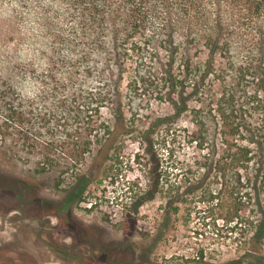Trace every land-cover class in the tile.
<instances>
[{
    "label": "rangeland",
    "instance_id": "374dc122",
    "mask_svg": "<svg viewBox=\"0 0 264 264\" xmlns=\"http://www.w3.org/2000/svg\"><path fill=\"white\" fill-rule=\"evenodd\" d=\"M76 18L63 0H0V248L17 250L0 264H62L41 261L32 232L37 224L63 229V264H261L256 256L239 258L248 249L239 241L241 226L231 231L221 217L231 203L206 200L209 188L220 184L205 179L192 136L193 107L203 103L198 96L181 117L153 130L162 166L184 186L195 185L188 192L191 204L173 214L164 235L166 199L143 194L149 155L142 137L157 117L173 112L164 74L172 55L163 39L171 34L184 47L183 27L193 23L200 42L193 52L202 69L210 44L220 43L208 97L222 94L238 67L251 60L264 64V8L197 0L182 15L161 6L134 40L109 33L92 38L105 47L91 45ZM171 21L181 26L175 33ZM156 33L158 43L151 36ZM88 47L91 53L81 60ZM176 61L175 68L182 56ZM256 88L248 82V89ZM104 90L114 93L113 100L96 98ZM121 103L130 126L119 123ZM106 124L130 131L117 132L113 147ZM102 145L108 155L99 151ZM41 235L37 239H60V232ZM18 257L23 262L13 263Z\"/></svg>",
    "mask_w": 264,
    "mask_h": 264
},
{
    "label": "trees",
    "instance_id": "16d2710c",
    "mask_svg": "<svg viewBox=\"0 0 264 264\" xmlns=\"http://www.w3.org/2000/svg\"><path fill=\"white\" fill-rule=\"evenodd\" d=\"M241 1L248 2L251 9L264 8V0ZM63 2L76 12L80 30L85 32L83 37L88 38L91 45L105 47L104 42L93 43L92 38L105 37V34L109 33L122 37L126 43L143 33L152 16H159L161 6L170 12L177 8V12L179 10L180 14L184 15L188 14L197 0H63ZM171 24L175 33L180 25L174 27L173 21ZM183 28L188 34L184 39V47L171 34L168 39H163L165 45L169 43L172 55L170 66L164 67V74L166 83L171 87L168 100L173 112L157 117L156 124L144 130L142 139L147 146L149 159L146 164L149 169L146 171L147 188L143 194L145 198L161 195L166 199L162 204L165 210L161 223L163 235L171 225L173 214L181 213L186 209L185 204L187 207L191 204L188 192L190 188L194 190L195 185L191 182V185L184 186L182 179L178 177L174 179L171 176L168 166H162L156 152L157 143L153 130L154 127L171 123L173 119L181 117L190 109V99L198 96L199 101L203 103L193 107L196 127L192 130V136L203 157L200 164L205 167V179L220 184L209 188L206 200L214 201L219 206L224 201L231 203L227 206L228 214L221 217L226 220L227 228L231 231L241 226L239 241L247 243L248 249L245 255L239 258L256 256L260 263L264 264V64L262 61L251 60L241 65L236 69L234 81L229 84L231 86L226 85L222 94L213 93L208 97L215 87L209 77L215 70L216 48L220 43L216 46L210 44L212 46L210 55L204 61L205 69H202L200 67L202 58L197 56L196 51L193 52L195 46L200 44L196 41L198 31L194 29L193 23ZM151 36L155 43L159 42L158 33ZM201 36L205 38L203 33L200 34V38ZM88 48L81 60L86 59L91 53L92 48ZM178 55L182 56V62L175 68ZM248 82H254L258 88L248 89ZM113 95L112 91L104 90L99 92V96H95L104 102L113 100ZM120 95L123 97L122 93ZM116 112L120 119L119 123L130 126L122 103ZM121 130L106 124L107 133L104 134L106 142L109 141L114 147L119 133L130 131L127 128ZM105 145H102L99 151L104 153ZM106 154L108 155L109 151H106ZM106 160L107 157L103 159ZM152 163L155 166H151ZM246 211H250L253 217L245 218ZM247 226L252 233L249 237L247 235L244 237V227ZM199 259L206 260L205 249L200 251ZM236 261L234 259L233 263Z\"/></svg>",
    "mask_w": 264,
    "mask_h": 264
},
{
    "label": "flooded vegetation",
    "instance_id": "af4514ba",
    "mask_svg": "<svg viewBox=\"0 0 264 264\" xmlns=\"http://www.w3.org/2000/svg\"><path fill=\"white\" fill-rule=\"evenodd\" d=\"M54 228L55 227H51L48 225L37 224L36 228H33L32 230V232L35 234L33 241H35V243L37 244L36 245L37 248H40L37 250V252L42 262L44 263L51 262V260L55 258L63 264V239L61 238V234H62L61 232H63V229L56 231ZM49 231H52L53 233L60 232V235H59L60 239L59 240H47V241L37 239V237L39 238L42 236L41 232L49 233ZM46 242L50 244V249L48 250L45 248ZM39 246H42V248ZM16 251L17 250L15 247H11L10 249H8L7 246H3V248H0V258L2 259L1 261H3V259L7 257L11 258V254L15 253ZM22 262L23 260H21V257L20 258L18 257V259L13 261V263H22ZM38 263H35V264H38Z\"/></svg>",
    "mask_w": 264,
    "mask_h": 264
}]
</instances>
